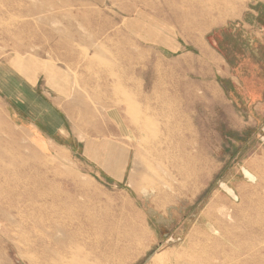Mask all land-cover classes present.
<instances>
[{"label": "rangeland", "instance_id": "1", "mask_svg": "<svg viewBox=\"0 0 264 264\" xmlns=\"http://www.w3.org/2000/svg\"><path fill=\"white\" fill-rule=\"evenodd\" d=\"M0 61L84 146L41 152L0 97V264H264V0H0Z\"/></svg>", "mask_w": 264, "mask_h": 264}, {"label": "crops", "instance_id": "2", "mask_svg": "<svg viewBox=\"0 0 264 264\" xmlns=\"http://www.w3.org/2000/svg\"><path fill=\"white\" fill-rule=\"evenodd\" d=\"M230 81L236 84L231 78ZM0 97L13 122L30 132L41 152L58 148L84 151L83 141L72 132L67 113L38 71L31 69L23 73L10 61H0Z\"/></svg>", "mask_w": 264, "mask_h": 264}, {"label": "bare ground", "instance_id": "3", "mask_svg": "<svg viewBox=\"0 0 264 264\" xmlns=\"http://www.w3.org/2000/svg\"><path fill=\"white\" fill-rule=\"evenodd\" d=\"M100 104V103H99ZM98 111H99V109H98ZM63 133V132H62ZM244 174L246 175V177L251 181V182H253L254 181V178H253V176L252 175H250V173H248V172H246V171H244ZM222 187L225 189V186L224 185H222ZM215 199V198H214ZM214 199L212 200V202H211V204H210V206H212V203H214ZM233 199L234 200H236V197H233ZM213 207V206H212ZM49 222H50V220H49ZM54 222V221H53ZM129 222L133 225V222H132V219H129ZM48 223V222H47ZM207 226L209 227V229L212 231V232H215V233H217V231H216V229L212 226V224H208L207 223ZM53 228V227H52ZM49 231V230H48ZM46 235V234H45ZM45 235H39L35 240H26V239H23V241L25 242V253H24V255L26 254V256H28V258H29V261L31 262L32 261V259L34 258L35 260H37V261H39L40 262V259H41V254L39 255L37 252H38V250L40 249V248H42L44 245H46V244H52L53 242H54V238H53V235L51 234V235H47V236H45ZM96 236V235H95ZM6 238V240L8 239V240H10L9 239V237H5ZM93 241L95 242V240H94V238H93ZM109 242V241H108ZM107 242V243H108ZM3 243V242H2ZM7 245V244H6ZM138 248V247H137ZM140 251H137L136 253H134L133 255H132V257H130V259H129V261H130V263H132L133 261H135L136 259H138L139 258V256H140V254H142L143 253V248H141V249H139ZM195 248L193 249V251L195 252ZM43 251V250H42ZM41 251V252H42ZM186 252H184V253H182V255L183 254H185ZM22 254V253H21ZM30 254V255H29ZM5 255H6V253H5ZM182 255H179V254H176V255H173V256H169V257H164V256H159L158 258H155L154 260H153V262H152V264H181L178 260H181L180 258L182 257ZM0 256H2V255H0ZM121 256V255H120ZM117 257V256H116ZM1 258H3V257H1ZM5 258V257H4ZM123 258H124V256H123ZM127 258V257H126ZM10 259V258H9ZM116 259V258H115ZM114 259V261H112L111 263L112 264H122V263H119V261L118 260H115ZM120 259V258H119ZM5 261H6V259H5ZM24 261V260H23ZM22 261V262H23ZM123 261V260H122ZM126 261V260H125ZM128 261V260H127ZM4 262V261H3ZM3 262H1V264L3 263ZM17 262H19V261H17ZM110 263V264H111ZM9 264V263H8ZM21 264V263H20ZM107 264H108V262H107Z\"/></svg>", "mask_w": 264, "mask_h": 264}, {"label": "trees", "instance_id": "4", "mask_svg": "<svg viewBox=\"0 0 264 264\" xmlns=\"http://www.w3.org/2000/svg\"><path fill=\"white\" fill-rule=\"evenodd\" d=\"M248 66H250V64H248L246 61L244 62V72H242L244 75H247L248 74ZM251 67V66H250ZM239 72V71H238ZM244 78L245 79H241L242 80V82L244 83V84H246L245 86L248 88V91H251L252 90V85L251 84H249V82L248 81H250V78L249 77H247V76H244ZM254 89V88H253Z\"/></svg>", "mask_w": 264, "mask_h": 264}]
</instances>
